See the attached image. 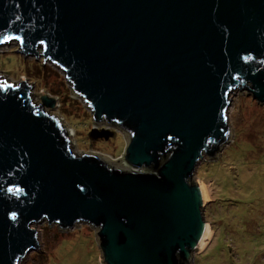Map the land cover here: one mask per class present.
Masks as SVG:
<instances>
[{
	"label": "water",
	"instance_id": "1",
	"mask_svg": "<svg viewBox=\"0 0 264 264\" xmlns=\"http://www.w3.org/2000/svg\"><path fill=\"white\" fill-rule=\"evenodd\" d=\"M11 51L64 73L105 126L90 141L126 143L77 154L54 97L0 78V264L38 251L42 222L89 225L103 264H193L212 235L196 168L230 142L236 90L264 107V0H0Z\"/></svg>",
	"mask_w": 264,
	"mask_h": 264
},
{
	"label": "rangeland",
	"instance_id": "2",
	"mask_svg": "<svg viewBox=\"0 0 264 264\" xmlns=\"http://www.w3.org/2000/svg\"><path fill=\"white\" fill-rule=\"evenodd\" d=\"M41 52V50H36ZM0 78L7 82L26 81L33 100L41 92L56 99L54 112L73 131L72 151H93L118 160L123 156L124 134L115 138L89 140L90 110L75 97L64 73L43 57L19 52H0ZM230 142L214 159L204 158L195 177L207 188L203 216L211 238L193 257V264H264V107L246 91L236 90L228 108ZM39 250L29 253L21 264H103L95 230L80 224L60 231L46 222L35 226Z\"/></svg>",
	"mask_w": 264,
	"mask_h": 264
},
{
	"label": "bare ground",
	"instance_id": "3",
	"mask_svg": "<svg viewBox=\"0 0 264 264\" xmlns=\"http://www.w3.org/2000/svg\"><path fill=\"white\" fill-rule=\"evenodd\" d=\"M71 136H73V131H72ZM71 138H72V137H71ZM205 189H206V191H207V188H206V187H205ZM207 194H208V192H207ZM208 197H209V195H208ZM210 231H211V230H210ZM210 238H211V237H210ZM211 239H212V238H211ZM209 240H210V239H209ZM207 243H208V242H207ZM206 245H207V244H206ZM206 245H205V246H206ZM204 248H205V247H204ZM204 248H203V249H204Z\"/></svg>",
	"mask_w": 264,
	"mask_h": 264
},
{
	"label": "snow or ice",
	"instance_id": "4",
	"mask_svg": "<svg viewBox=\"0 0 264 264\" xmlns=\"http://www.w3.org/2000/svg\"><path fill=\"white\" fill-rule=\"evenodd\" d=\"M5 39H8V37H5ZM9 87H11V85H9Z\"/></svg>",
	"mask_w": 264,
	"mask_h": 264
}]
</instances>
